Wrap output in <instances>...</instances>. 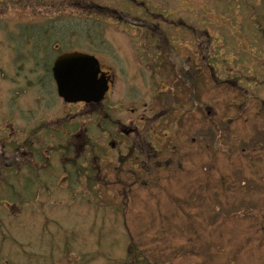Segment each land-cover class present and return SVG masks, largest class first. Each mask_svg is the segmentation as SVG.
Returning a JSON list of instances; mask_svg holds the SVG:
<instances>
[{
    "label": "rangeland",
    "instance_id": "rangeland-1",
    "mask_svg": "<svg viewBox=\"0 0 264 264\" xmlns=\"http://www.w3.org/2000/svg\"><path fill=\"white\" fill-rule=\"evenodd\" d=\"M76 1L0 0V166L21 162L11 144H22L24 132L26 139L44 136L54 151L53 129L71 117L81 127L89 121L87 108L58 98L45 54L33 45L41 39L34 28L57 19L85 49L94 37L77 26L89 14L78 8L122 11L127 0ZM135 1L143 7L133 18L145 7L165 17L151 18L159 34L109 19L91 52H80L114 75L105 106L120 124L130 126V110L150 121L173 112L145 146L149 154L160 150L150 164L156 171L127 174L103 164L106 182L90 190L62 184L39 192L19 177L15 202L1 171L0 264H132L130 247L139 264H264V0ZM149 50L169 52L180 74L189 65L190 91L171 73L156 70L152 78L140 60ZM50 51L48 68L59 56ZM204 54L215 75L203 69Z\"/></svg>",
    "mask_w": 264,
    "mask_h": 264
},
{
    "label": "flooded vegetation",
    "instance_id": "flooded-vegetation-1",
    "mask_svg": "<svg viewBox=\"0 0 264 264\" xmlns=\"http://www.w3.org/2000/svg\"><path fill=\"white\" fill-rule=\"evenodd\" d=\"M149 52H144L140 55V60L148 64L146 67L150 71L149 73L152 74V78L156 75V70L158 71V76L164 73L168 76L171 73L178 76L175 78V82L181 79V86L184 88V92L190 91L188 74L185 73V71L190 70L189 65H187V68H182L183 73L180 74V70L174 71V63H169V60L172 59L169 52H167V55L164 52ZM147 56L150 59H147ZM168 65H171L169 66L171 67L169 72L166 71ZM99 68L101 73L104 74L108 87L107 92L99 103H66L60 98L69 107L81 105L88 109L86 113V118L89 120L87 122L88 125L86 124L87 126L81 127L78 121L75 122L77 118L71 117L68 125L65 124L66 127L64 129H53L56 141L54 151L47 149L46 139L44 136L41 137L39 133L35 138L30 136L26 139V133L24 132L22 144L20 145L13 144L11 142L12 139L9 141L12 143L13 151L16 149L22 152L20 155L21 162L18 165L0 166V172H7L8 180L10 179L9 182L11 184L18 181L20 177L23 185L28 186V188L38 187L39 192H42L41 189L47 186L62 188V184L78 188L87 187L90 190V187L103 186L102 182H106L109 171L102 168L103 164H117L116 169L119 171L126 170L127 174L131 171H138L137 175L156 171L150 164L151 161H154L155 164L158 163L157 157L160 156V150L150 147L153 152L149 154L148 150L147 152L145 151V146H151L150 140L153 137L152 135L157 133L156 127L160 125L163 127L162 124H167V120L173 116V112L168 111L164 115L165 117L161 115L155 116L152 122L148 117L139 116L135 118V111L130 110L131 117H133L130 126L126 127L120 124L118 119L111 117L110 110L112 108L108 105L105 106L114 84V75L104 71L100 63ZM185 74L186 77L183 78V81L179 75ZM152 86H155V84L152 83ZM187 97L190 98L189 95ZM176 108H180L181 111L183 106L179 103ZM181 112L183 113V110ZM177 123H180V119H177ZM169 125H172V123L170 122ZM11 130L13 131L14 129L12 128ZM164 131L166 133L164 132L165 134L163 135L168 136L169 130L166 129ZM128 136L132 137V139ZM2 137H0L1 140ZM14 141L16 142V140ZM52 153H55L53 157L51 156ZM65 162H70V164H64ZM51 163H53L54 167H52ZM59 171L64 174H62L63 177L60 179H58L59 176L54 174L55 172L59 173ZM158 171L162 170L158 167ZM103 172L106 173L105 178ZM51 181L55 184H52Z\"/></svg>",
    "mask_w": 264,
    "mask_h": 264
},
{
    "label": "trees",
    "instance_id": "trees-1",
    "mask_svg": "<svg viewBox=\"0 0 264 264\" xmlns=\"http://www.w3.org/2000/svg\"><path fill=\"white\" fill-rule=\"evenodd\" d=\"M70 1H75V0H66V2H70ZM75 4L79 7L82 6V0H77L75 2ZM65 6L68 5V7H73L72 3H66L64 4ZM138 7H143V4L141 5H137L135 0H127V3L122 6L123 10L122 11H112L111 9L107 8H103V7H98L94 4L88 3V7L84 8H78L80 10L83 11H87L89 12V14H87L86 17H84L85 19H83L82 17H78L79 21L77 22V26L79 28L82 27L83 31L88 32V35L92 34L94 39H92L93 41L90 42V45L88 48L85 47L82 48L81 45H83L82 42H80V39L77 38V40L73 41L71 39H69V35L76 33L77 31L73 32L75 29L73 28V31H70L71 29L68 27H59L57 25H54L53 23L59 22V20L55 19L53 20V18H51L50 20H48L46 23L42 24V28H34L37 30L36 35H34L35 37H41V39H39L38 41H33V45H36L38 48H42V52L45 54L46 58L44 61L45 65L47 66L46 70H47V75L49 78H51V73H50V67L49 66V53L51 52L50 49L53 50V52H57V54H61L63 52H69V51H82V50H87L90 51L93 49V45H95L94 40H97L98 38H100V30L102 29V27L104 26L105 22L108 21L109 19H111V22H123L124 24L130 25V26H137L140 27L141 29H144L145 31H147V33L149 35H154L155 33L159 34V32L157 31V28L154 27L151 23H152V19L153 17L157 18L158 22H164L166 23V19L165 17L158 13V15L154 16V13L151 12L147 7L144 8L143 12L142 9L139 12V15L137 14L136 18L134 17V14L132 13L134 9H138ZM108 11L109 14H105L102 11ZM86 13V12H85ZM115 14V16H114ZM132 14V15H131ZM109 15H111V17H109ZM152 18V19H151ZM76 20V19H75ZM125 21H130V22H125ZM110 22V21H109ZM74 23V22H73ZM65 26V25H63ZM50 29L52 30V32H49ZM56 30V31H55ZM159 30V29H158ZM90 31V32H89ZM73 32L71 34L68 35V33ZM79 33V32H78ZM162 34V32H160ZM163 36L166 37L163 33ZM90 40V39H89ZM57 45V47H53ZM35 46V47H36ZM34 48L35 50L37 49ZM150 51V50H149ZM94 52V51H92ZM207 56L208 55H202L201 60H204L203 62V69H207L209 70V73L211 72V75H215V70L212 66H210V64L207 63ZM206 57V58H205ZM43 62V63H44ZM210 66V67H209ZM210 75V74H209ZM216 78V77H215ZM193 87H195V83L193 81ZM2 184H5V187H7V189H9V193H12V195H14V200L12 202H15L16 197L18 196L16 192L17 188L15 186H13L9 180H5L2 181ZM1 185V184H0ZM23 187H28L26 185H23ZM22 187V188H23ZM32 189V187H29ZM23 189H18L17 191H22ZM36 190V189H35ZM38 190V189H37ZM134 248L130 247L129 251L127 252V260L131 259L132 264H139V257L138 255L133 251Z\"/></svg>",
    "mask_w": 264,
    "mask_h": 264
},
{
    "label": "water",
    "instance_id": "water-1",
    "mask_svg": "<svg viewBox=\"0 0 264 264\" xmlns=\"http://www.w3.org/2000/svg\"><path fill=\"white\" fill-rule=\"evenodd\" d=\"M51 71L57 95L66 103H99L107 92L104 74L91 55L78 52L63 54L56 58Z\"/></svg>",
    "mask_w": 264,
    "mask_h": 264
}]
</instances>
